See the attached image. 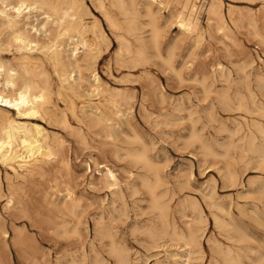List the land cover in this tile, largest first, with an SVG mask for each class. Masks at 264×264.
I'll return each instance as SVG.
<instances>
[{
  "label": "bare ground",
  "instance_id": "obj_1",
  "mask_svg": "<svg viewBox=\"0 0 264 264\" xmlns=\"http://www.w3.org/2000/svg\"><path fill=\"white\" fill-rule=\"evenodd\" d=\"M145 1L142 4L139 3L140 0H108V5L123 17L122 21H119L110 14L105 0H93L94 6L100 11L118 42L115 57L121 64L125 62L124 54L134 55L136 62H139L141 58L146 57L149 50L159 52L158 12L160 8H167L168 4L174 3L175 9L169 13L170 21L182 33L195 36L203 34L199 22L202 6L197 5V0ZM140 4L145 8L144 16L149 19L148 37L143 36L139 24L142 15ZM205 13L206 33H210L213 28L217 31H227V20L235 27L246 21L251 29L250 35L258 40L259 44L264 45V26L262 29L259 28L252 14H236L233 6L224 13L222 0H208ZM90 14L84 0H0V204L4 202L2 208L7 212L10 211L12 217L13 211L35 186L41 185L44 181L51 182V185L38 193L44 202L50 200L48 204L55 214L43 222L39 221L38 226L34 225V227L40 230L45 224V228L54 234L59 232L68 234V224L62 215L68 212L76 216L77 208L82 204L81 199L72 197L67 185L70 167L66 153L71 148L60 134L51 133L42 124L61 129L75 138L76 143L85 147L87 134H102L111 141L114 149L112 154L116 156L119 147L116 145L115 125L121 117L127 116L133 109V103H126L132 98L130 94L119 90L113 91L103 86L98 77L96 65L108 50L110 39L96 18L88 20ZM122 31L126 36L120 33ZM166 62L169 64L170 59ZM84 71L89 72L87 77ZM85 82L89 85L86 90L82 87ZM209 104L212 111L218 106L222 111H239L247 116L243 117V121L236 122L232 129L224 128V131L229 133L230 139L234 135H239L240 145L236 146L235 142L231 141L227 148H240L244 153L250 154L251 161L255 160L259 165L264 163V103ZM140 108L146 111L143 103L140 104ZM208 117L213 118L212 112H208ZM198 121L199 119L193 121L186 144H197L203 159L218 157L219 154L204 134L206 125L201 124L196 127L195 123ZM96 129L97 131H93ZM132 140L137 143L142 141L136 135ZM89 149V159L97 175L90 179L89 186L109 191L113 205L116 200L123 198L118 175L113 168L91 156L93 152L91 149L96 150V148ZM96 155L99 157L98 154ZM125 156L142 171L136 175L132 174L136 180H139L138 186L134 180L131 181L132 183H126V186L132 194L142 188L148 195L149 209L154 215L150 226L144 228L142 232L148 236L152 247L161 237H167L169 241L179 245V249H183L181 253L185 260L180 264H202L205 257H208L207 264H264V254L250 245L253 239L247 233L243 219L234 215L231 206H225L215 199L214 186H210L209 192L203 195L208 213L205 212L202 204L195 200L197 197L180 202L179 212L182 217L189 220L183 222L182 226L178 225L169 216V203L175 191L165 186L162 170L150 155L148 148L142 145L138 149H126ZM256 168L258 169L259 166ZM87 170L91 172L90 167ZM221 179L224 187L239 184L238 174L234 170L225 171ZM260 182V185L250 192L258 194L259 198L256 201L260 204H254L253 210H250L251 214L246 215V212L244 215L239 207L237 210L250 220L254 219L257 224L264 226V179ZM184 184L187 182L178 185L177 188L182 191ZM61 191L65 192L64 197H67L69 202L63 200L60 205L55 203L52 196L56 197ZM19 211H24V207ZM187 212L190 214L186 215ZM81 216L77 218V223L72 225L71 234L79 235L77 225L80 224ZM210 220L224 242L216 239L212 234L208 236L207 254L201 240ZM10 228L13 246L23 250L34 243V238L29 235L25 224L18 228L11 220ZM93 232L100 239L105 237L110 239L109 254L116 264H128L125 250L115 243L101 217L93 221ZM9 237L5 220L0 216V264H10L7 254ZM172 255L176 257L178 254ZM96 264L103 263L101 260H96Z\"/></svg>",
  "mask_w": 264,
  "mask_h": 264
},
{
  "label": "rangeland",
  "instance_id": "obj_2",
  "mask_svg": "<svg viewBox=\"0 0 264 264\" xmlns=\"http://www.w3.org/2000/svg\"><path fill=\"white\" fill-rule=\"evenodd\" d=\"M144 2L146 1L140 0L139 3L144 4ZM207 2L208 0H197V5L203 7V9L200 8L199 13V22L203 30L202 36L182 33L170 21L169 13L175 9L174 3L168 4L167 8H160L158 12L159 52L149 50L146 57L141 58L139 62H136L134 55L124 54L125 62L121 64L116 61L115 57L118 42L102 14L94 6L93 0H84L91 13L88 20L96 18L110 39L108 50L96 65L98 77L103 86L113 91L119 90L130 94L132 98L126 103H133V109L130 114L121 117L115 125L116 145L119 147L116 156L112 154L114 149L111 141L104 138L102 134H87L85 147L76 143L75 138L61 129L42 124L51 133L60 134L71 148L66 153L70 167L67 185L72 192V197L81 199L82 206L77 208L76 216L68 212L63 213L62 218L68 224V234L62 232L54 234L45 228V224L40 230L34 227V225L38 226L39 221L43 222L55 214L51 205L48 204L50 200L44 202L38 193L51 185V182L44 181L41 185L35 186L24 197L16 210H12L14 212L12 217H10V211L7 212L2 208L4 202H1L0 216L5 220L10 236L7 239L9 245L7 254L10 264H96V260H101L103 264H116L114 258L109 254L110 239L107 237L100 239L93 232V221L100 217L115 243L125 250L128 264H180L183 262L185 260L181 253L183 249H179V245L169 241L167 237H161L162 239L160 238L156 242L157 246L152 247L150 239L142 232L144 228L150 226L154 213L149 209V198L145 190L139 188L137 193L132 194L127 189L126 183H132V180L137 186L139 185V180H136L133 175L142 171L125 156L126 149H138L142 145L148 148L150 155L157 161L162 170L163 180L166 182L165 186L176 193L169 203L171 220L173 219L181 226L183 222L189 220V218L182 217L179 212L180 202L185 199L197 197L195 200L202 204L205 212L208 213L203 195L209 192L210 186H214L215 199L225 206H231L234 215L243 219L246 231L253 239L250 243L251 247L264 254V226L257 224L254 219L250 220L244 216L246 212V215L251 214L250 210H253L254 204H260L256 201L259 198L258 194L250 192L257 188L260 181L264 179V163L259 165L255 160L251 161L250 154L244 153L240 148H227L231 141H234L236 146L240 145L239 135H234L230 139L229 133L224 131L225 127L232 129L236 122L243 121V117L247 116L239 111H222L218 106L212 111L209 104L264 103V45L259 44L260 42L250 35L251 29L246 21L235 27L227 20V31H217L216 28H213L210 33H206ZM105 3L110 14L122 21L123 17L116 9L108 5V0H105ZM222 3L224 13L233 6L236 14H252L259 28H263L264 0H222ZM142 4L139 6L142 14L139 24L143 36L148 37L150 27L147 23L149 19L144 16L145 8ZM120 33L126 36L125 32ZM167 59H170L169 64L166 62ZM88 73V71H84L86 77ZM177 75L178 77H176ZM82 87L86 90L89 85L85 82ZM141 103L146 111L141 110ZM208 112H212V119L208 117ZM151 113L153 114L151 115ZM156 116L159 119L156 120ZM197 119L199 121L195 123V126L206 125L204 134L219 154L218 157L203 159L197 144H186L187 136L194 124L193 121ZM93 131H97V129ZM135 135L142 140L141 143L133 142L132 138ZM92 147L96 150L91 149L93 151L91 156L98 162H104L113 168L120 180L123 198L116 200L113 205L109 191L89 186L90 179L93 176L97 177L95 167L89 159V148ZM209 166L210 168H208ZM255 166H259V168L257 169ZM89 167L90 173L87 170ZM224 170L237 172L239 184L224 187L221 179ZM186 182L187 184H184L180 191L177 186ZM64 195L65 192L61 191L56 197L53 195L52 199L60 205L64 201L69 202ZM21 207H24L22 212L19 211ZM237 207L241 208L244 215L237 210ZM82 210L83 213L80 214ZM24 212L25 214H23ZM189 214V212L186 213V215ZM80 216V224L77 225L79 235L71 234L72 225L77 223L76 220ZM11 220L18 228L23 224L28 228L29 235L34 238V243L29 248L20 250L13 246ZM211 234L224 242L223 237L214 229L213 222L210 220L201 240L207 254L206 239ZM160 243L162 244L160 245ZM152 248L154 249L152 250ZM172 254L178 255L175 257ZM207 260L208 257H205L202 264H207Z\"/></svg>",
  "mask_w": 264,
  "mask_h": 264
}]
</instances>
